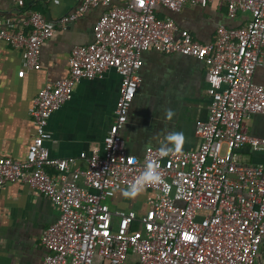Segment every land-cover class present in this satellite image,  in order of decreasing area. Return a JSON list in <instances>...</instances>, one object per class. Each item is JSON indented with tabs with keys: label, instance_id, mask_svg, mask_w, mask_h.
I'll list each match as a JSON object with an SVG mask.
<instances>
[{
	"label": "built area",
	"instance_id": "2783aa9c",
	"mask_svg": "<svg viewBox=\"0 0 264 264\" xmlns=\"http://www.w3.org/2000/svg\"><path fill=\"white\" fill-rule=\"evenodd\" d=\"M214 1L225 3L230 15L250 13L249 23L238 29L220 26L216 39L202 44L156 13L160 6L179 12L186 3L207 7ZM99 6L109 9L95 24L94 41L75 46L69 76L46 84L35 99L30 114L36 133L25 158L0 157V186L28 183L60 212L42 236L43 264H129L131 253L140 257L139 264H258L264 168L243 165L236 152L244 146L264 150V138L250 135L245 125L253 115H264V85L253 79L264 65V0H83L60 22L68 24ZM55 32L36 11L20 27L0 21V42L21 52L28 70L39 68L42 46ZM152 50L192 56L207 67L213 104L207 121L196 128L197 150L184 149V140L167 155L148 147L138 157L123 147L142 55ZM110 70L122 81L103 154L81 153L86 170L75 167L74 158L51 157L46 142L53 137L52 115L72 99L81 79L103 78ZM149 164L161 177L143 185L149 209L144 214L112 210L108 200L135 183Z\"/></svg>",
	"mask_w": 264,
	"mask_h": 264
},
{
	"label": "crops",
	"instance_id": "0c3cea01",
	"mask_svg": "<svg viewBox=\"0 0 264 264\" xmlns=\"http://www.w3.org/2000/svg\"><path fill=\"white\" fill-rule=\"evenodd\" d=\"M82 2L49 0L18 4L14 0H0V21L20 27L27 15L36 11L56 29L42 46L40 66L34 70L26 68L20 51L0 42V157L25 158L36 133L30 110L39 92L46 84L69 76L70 55L75 46L94 41L95 24L108 7L91 8L72 24L60 22ZM156 13L160 20L171 18L180 30L190 32L202 44L213 42L220 26L238 29L251 19L250 13L244 11L230 15L227 5L218 1L207 7L186 3L179 12L160 6ZM142 59L140 87L122 132L123 147L142 157L148 147L161 148L166 144L168 133L179 132L183 134L182 147L197 150L201 139L196 128L207 121L213 104V87L205 63L192 56L166 55L155 50L143 53ZM21 71H25L23 77L19 76ZM253 79L264 85V65L256 70ZM121 81V76L110 70L103 78L81 79L76 84L72 99L49 120L48 129L53 137L46 147L51 157L74 158L75 167L86 170L88 164L81 153L90 156L98 150L103 154V141L114 120ZM169 110L173 113L171 119L167 117ZM245 125L250 135L264 138V115H253ZM236 153L243 165L264 168V150L244 146ZM48 172L55 173L51 168ZM124 190L108 200L112 210L144 214L149 209V192L142 190L125 197ZM59 216L58 208L28 183L15 180L0 186V264H43L42 236ZM260 259L263 264L264 242Z\"/></svg>",
	"mask_w": 264,
	"mask_h": 264
},
{
	"label": "clouds",
	"instance_id": "9594fccd",
	"mask_svg": "<svg viewBox=\"0 0 264 264\" xmlns=\"http://www.w3.org/2000/svg\"><path fill=\"white\" fill-rule=\"evenodd\" d=\"M173 113L169 110L167 113L168 119H171ZM167 143L161 145L160 151L162 155H167L169 151L173 150L169 148V144L178 148L183 140V134L179 132H171L168 133L165 137ZM161 179L159 173L155 170V168L149 164L146 166V170L142 173L139 179L136 180L135 183L129 186L128 189L123 191V195L125 197H132L137 195L143 188V185L146 183H156L159 182Z\"/></svg>",
	"mask_w": 264,
	"mask_h": 264
},
{
	"label": "rangeland",
	"instance_id": "374dc122",
	"mask_svg": "<svg viewBox=\"0 0 264 264\" xmlns=\"http://www.w3.org/2000/svg\"><path fill=\"white\" fill-rule=\"evenodd\" d=\"M139 262H140V257L131 253L129 264H139Z\"/></svg>",
	"mask_w": 264,
	"mask_h": 264
},
{
	"label": "water",
	"instance_id": "95a60500",
	"mask_svg": "<svg viewBox=\"0 0 264 264\" xmlns=\"http://www.w3.org/2000/svg\"><path fill=\"white\" fill-rule=\"evenodd\" d=\"M68 24H72V21H71V22H69ZM258 264H262V262H261V259H260V258L258 259Z\"/></svg>",
	"mask_w": 264,
	"mask_h": 264
}]
</instances>
